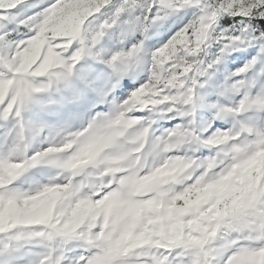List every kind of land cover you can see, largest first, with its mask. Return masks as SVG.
I'll return each mask as SVG.
<instances>
[{
  "label": "clouds",
  "instance_id": "obj_1",
  "mask_svg": "<svg viewBox=\"0 0 264 264\" xmlns=\"http://www.w3.org/2000/svg\"><path fill=\"white\" fill-rule=\"evenodd\" d=\"M37 2L24 38L0 42V252L264 264V0ZM169 22L182 26L150 46ZM222 69L217 101L194 107ZM41 101L62 118L29 115Z\"/></svg>",
  "mask_w": 264,
  "mask_h": 264
},
{
  "label": "rangeland",
  "instance_id": "obj_2",
  "mask_svg": "<svg viewBox=\"0 0 264 264\" xmlns=\"http://www.w3.org/2000/svg\"><path fill=\"white\" fill-rule=\"evenodd\" d=\"M28 4L31 6L27 8L26 10H18L15 15L17 17H22L24 15H31L33 14L34 11H40L42 7H46L47 4H41L38 3L37 0H28ZM191 18V12L188 13L187 16L184 17L183 23H186L188 19ZM229 22H231V18H227ZM182 26V23H176L172 24L169 22V24L165 25L163 29H161L159 35L155 38H153L152 41H150V46L152 47H159L162 43H164L179 27ZM11 27H16L15 22L12 23ZM18 33L13 32L12 34L16 37V39H22L24 38L25 34L27 33V28L24 26H19L18 27ZM256 54V50L253 48H250L246 50L244 53H233L232 56L229 58L228 61V69L229 70H235L242 66L246 60L251 59L253 55ZM205 79L204 77H201V80ZM224 79V74H223V69L221 72L217 73L215 76L211 77L208 80V83L204 86V88L201 90L202 92V97L204 104H208L210 102H215L218 99L219 93H218V87L222 83ZM136 81L126 79L124 81L123 87L120 89V94L124 95L127 93V90L129 88H132L136 86ZM55 97L59 98L61 95L60 91H57L56 93L53 94ZM236 99H239V97H236ZM103 107V106H101ZM49 106L41 101L39 103L34 104L31 107V110L29 112V115L33 116L36 119H43L47 120L49 122H56L58 119L62 118L64 113L57 114V112H53L48 110ZM70 110H75V109H70ZM180 120H173L170 122H164L165 127H171L174 124L179 123ZM223 121H217L216 126H222ZM3 134H4V129L0 128V141L3 139ZM15 257L12 256L9 253H3L0 252V264H13Z\"/></svg>",
  "mask_w": 264,
  "mask_h": 264
},
{
  "label": "snow or ice",
  "instance_id": "obj_3",
  "mask_svg": "<svg viewBox=\"0 0 264 264\" xmlns=\"http://www.w3.org/2000/svg\"><path fill=\"white\" fill-rule=\"evenodd\" d=\"M51 3H55V0H50ZM162 2V0H161ZM28 4V0H20L19 3H16L15 0H12L11 6H0V42H7V47L11 48V42L7 41V37L18 29L19 26H26L32 20H35L36 17L40 14L39 11H34L31 15H24L22 17H17L15 13L22 9L24 5ZM123 9H121L122 11ZM119 15V12L117 13ZM15 22L16 27H11L12 23ZM264 51V49H262ZM0 59H4L0 57ZM71 70H69V75ZM205 75L204 72L199 73V77L194 79V87L203 86L200 84L199 80ZM191 99V97H190ZM204 101L202 96H198L197 100L194 102V107L203 106ZM213 107H220L219 105H213ZM223 111V109H221ZM19 116V113H14Z\"/></svg>",
  "mask_w": 264,
  "mask_h": 264
}]
</instances>
